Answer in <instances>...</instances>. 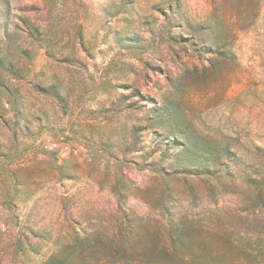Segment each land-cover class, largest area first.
<instances>
[{
	"label": "rangeland",
	"instance_id": "1",
	"mask_svg": "<svg viewBox=\"0 0 264 264\" xmlns=\"http://www.w3.org/2000/svg\"><path fill=\"white\" fill-rule=\"evenodd\" d=\"M68 247L264 264V0H0V264Z\"/></svg>",
	"mask_w": 264,
	"mask_h": 264
},
{
	"label": "trees",
	"instance_id": "2",
	"mask_svg": "<svg viewBox=\"0 0 264 264\" xmlns=\"http://www.w3.org/2000/svg\"><path fill=\"white\" fill-rule=\"evenodd\" d=\"M178 146H180V147L185 146V143L184 142L179 143ZM259 198H260V195L258 196L257 199L259 200ZM181 231L182 230L180 229L179 232H181ZM70 250H71V248L68 247L62 251L56 252L54 255L50 256L43 264H91L92 261H90V259L87 256H83V257L81 256L80 258H74L72 256V254L69 253ZM174 254L173 253L170 255L165 254L164 257L165 258L172 257L173 259H176L175 258L176 256ZM123 261H124V259L118 260L117 262L113 260V262L111 264H123ZM181 262H182V264H194L195 263V261L191 258H184V259L181 258ZM196 263H198V262H196ZM222 263L227 264V262L224 261V259H221V260H220V258L211 259V264H222ZM93 264H104V263L101 260H99V261L97 260V261H94ZM149 264H151V263H149ZM153 264H159V263L154 262ZM235 264H238V263L235 262Z\"/></svg>",
	"mask_w": 264,
	"mask_h": 264
}]
</instances>
